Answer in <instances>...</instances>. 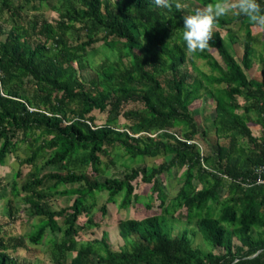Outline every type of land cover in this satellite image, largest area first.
<instances>
[{
	"label": "trees",
	"instance_id": "trees-1",
	"mask_svg": "<svg viewBox=\"0 0 264 264\" xmlns=\"http://www.w3.org/2000/svg\"><path fill=\"white\" fill-rule=\"evenodd\" d=\"M50 1L0 0V167L26 144L11 193L28 218L41 219L27 241L50 245L53 264H264V173L257 172L264 166L263 55L260 77L248 75L260 42L255 30L264 25L221 16L209 46L193 54L182 39L191 10L177 9L175 0L167 7L156 0H62L52 19L25 10L32 3L38 12ZM77 32L75 41L70 34ZM100 42L117 58L107 57L84 82L80 60ZM204 98L215 103L206 121L195 108ZM157 158L163 160L145 165ZM25 166L30 181L19 191ZM113 168L125 176L99 179ZM178 169L181 185L170 198L167 183ZM141 185L152 189L145 208L157 211L118 219L123 248L114 250L106 233L79 243L81 220L95 223L101 193L107 216L111 204L126 210L138 202ZM61 193L77 197L58 210L46 207ZM9 210L13 215L12 204ZM181 221L194 228L173 235ZM199 235L211 249L194 246ZM20 247L19 238L0 237V264H21L13 256Z\"/></svg>",
	"mask_w": 264,
	"mask_h": 264
},
{
	"label": "rangeland",
	"instance_id": "rangeland-1",
	"mask_svg": "<svg viewBox=\"0 0 264 264\" xmlns=\"http://www.w3.org/2000/svg\"><path fill=\"white\" fill-rule=\"evenodd\" d=\"M176 1V0H175ZM62 0H51L50 6L44 5L42 6L41 10L38 12L33 11L31 8L32 3H26V12L29 14H42L46 19H52L60 13V11L63 10L62 7ZM182 2L186 5L185 9L187 10H195L196 8H201L206 6L202 0H182ZM230 16H235L236 12L231 11L228 13ZM5 21L1 18L0 23ZM8 27H10V22L6 24ZM232 29L235 32L236 39L239 44H242L244 41V34L245 32L241 29V23L239 20H236L233 24ZM221 33L224 37L227 38L228 33L226 30H221ZM72 34V33H71ZM71 38L73 40H77V34L78 32L71 35ZM104 35L103 32H101L98 36L102 37ZM255 35L258 36V39L260 42H257L255 44L256 48V57H255V63L253 68L248 71L249 77L259 78L261 69H262V62H261V55L264 57V27L263 28H257L255 30ZM88 37L85 34H82L80 40H87ZM235 50L237 53L238 58H242L243 56V47L241 45H236ZM212 52L218 57V53L215 50H212ZM107 57H110L111 60H116L117 58V52L110 50L107 47H104L102 43L97 44V50L93 53H91L89 56H85L81 58L80 62L83 65V69L80 72L82 79L84 82H89L91 79H93L96 76L95 69L100 65V63L105 60ZM196 64L199 67L200 70L203 72L210 74L211 69L207 65L206 61L202 59H196ZM215 103L212 100H206L205 98L203 101H200L199 104L195 107L197 116L199 120L206 121L211 117L213 114ZM105 115H101L99 118V123L102 124L105 120ZM122 123H124V120H122ZM215 138V137H214ZM216 139V138H215ZM213 139L212 141H214ZM245 145L247 146L246 140H244ZM26 144L21 143L19 150L15 153L10 155L8 158L6 164L2 167H0V184L2 189L0 188V237H4L7 239L10 238H19V240L25 245V247H20L18 250H16L13 254L14 257H17L18 261L21 264H53L51 260V251H50V245L45 246H34L31 245L27 241V236L31 232L32 226H39L42 222L41 219L38 217L35 218H28L26 207L25 205L20 202V199L16 200L13 198V195L11 193V188L14 183V174L20 169V162L21 160H24L26 158ZM118 151V149H117ZM116 153H113L112 156H115ZM162 158L157 159H147L145 161V165L152 167L158 164V162L162 161ZM104 161H107V157H104ZM137 165V164H135ZM134 165V166H135ZM42 167V164H41ZM122 167L119 166V169ZM50 170L60 171L62 170L60 168H48ZM30 171L31 167L25 166L22 167V176L17 180L18 182V189L19 191L23 189V186L30 181ZM114 168L110 169L108 173L105 176L99 177L100 180H104L107 176L113 177V178H123L124 174H117L115 173ZM183 170L178 169L175 170L172 173L171 178L168 180V194L169 197H173L176 195L177 190L179 189L181 182L180 177ZM89 176H92L91 173H89ZM75 187H78L76 185ZM71 188V187H67ZM66 187H61L60 190H65ZM136 192L140 195V200L138 202L133 203L129 208L126 210L119 209L117 204H111L109 205L108 209V215L104 216L102 214V208L107 203L108 196L106 193H101L98 196L97 204L95 206V210L93 211V218L95 220V223H90L88 220L91 217L82 218L81 223L78 227L79 235L78 240L79 243L81 242H88L95 239H101L104 235V233L108 234L109 241L111 243V246L114 250H119L120 248H123L124 241L121 238L119 234V229L117 226L118 219L119 218H132V219H143L147 216L152 215L155 213L157 208L150 211L145 208V205L147 202L150 201L152 198V189L150 185H141L136 189ZM77 195H65V194H59L51 203L46 204V207H50L54 210H58L61 208H64L66 206L72 205ZM12 204L14 210L13 215L10 214V205ZM45 205V204H44ZM186 221H181L174 223L173 226V235H176L182 231H184L185 228H194V226H189L188 224H185ZM97 224V225H96ZM99 225V226H98ZM26 238V239H25ZM194 246L196 248H201L203 250H209L211 249L210 246H208L202 239V237L199 235L196 238H194ZM70 264V261L67 263Z\"/></svg>",
	"mask_w": 264,
	"mask_h": 264
},
{
	"label": "clouds",
	"instance_id": "clouds-1",
	"mask_svg": "<svg viewBox=\"0 0 264 264\" xmlns=\"http://www.w3.org/2000/svg\"><path fill=\"white\" fill-rule=\"evenodd\" d=\"M156 2L164 7L169 6L168 0ZM175 7L184 9L186 5L182 0H176ZM231 11L264 25V0H211L204 7L184 13L182 39L186 43V50L194 54L206 49L218 18Z\"/></svg>",
	"mask_w": 264,
	"mask_h": 264
},
{
	"label": "built area",
	"instance_id": "built-area-1",
	"mask_svg": "<svg viewBox=\"0 0 264 264\" xmlns=\"http://www.w3.org/2000/svg\"><path fill=\"white\" fill-rule=\"evenodd\" d=\"M190 144H193V142H190ZM257 172H258L259 174L264 173V166L258 168V169H257ZM259 183H263V184H264V179L260 178V179H259Z\"/></svg>",
	"mask_w": 264,
	"mask_h": 264
}]
</instances>
